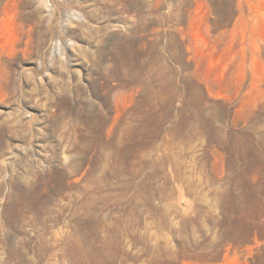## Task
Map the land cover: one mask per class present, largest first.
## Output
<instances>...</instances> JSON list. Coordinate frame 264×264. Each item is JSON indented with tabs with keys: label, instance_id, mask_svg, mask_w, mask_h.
Returning a JSON list of instances; mask_svg holds the SVG:
<instances>
[{
	"label": "rangeland",
	"instance_id": "obj_1",
	"mask_svg": "<svg viewBox=\"0 0 264 264\" xmlns=\"http://www.w3.org/2000/svg\"><path fill=\"white\" fill-rule=\"evenodd\" d=\"M264 0H0V264H264Z\"/></svg>",
	"mask_w": 264,
	"mask_h": 264
},
{
	"label": "trees",
	"instance_id": "obj_2",
	"mask_svg": "<svg viewBox=\"0 0 264 264\" xmlns=\"http://www.w3.org/2000/svg\"><path fill=\"white\" fill-rule=\"evenodd\" d=\"M263 229H264V224H263Z\"/></svg>",
	"mask_w": 264,
	"mask_h": 264
}]
</instances>
